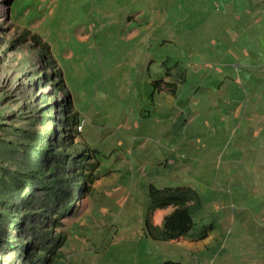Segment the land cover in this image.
<instances>
[{"label": "rangeland", "instance_id": "obj_1", "mask_svg": "<svg viewBox=\"0 0 264 264\" xmlns=\"http://www.w3.org/2000/svg\"><path fill=\"white\" fill-rule=\"evenodd\" d=\"M209 1L215 15L194 14L207 0H0V144H33L17 136L30 130L46 137L40 145L52 140L51 150H84L86 163L98 162L54 229L65 236L55 264H264V148L243 121L251 98L255 107L264 102V44L257 43L264 0ZM213 17L216 23L203 24ZM166 65H174L169 76ZM180 74L201 79L194 99L166 91L149 97L151 79L179 87ZM232 87L236 125L192 171L202 176L205 198L194 225L216 228L203 240L145 247L147 184L175 180L169 136L189 138L199 121L189 122L195 111L188 103L218 108L215 98ZM71 113L76 122L62 124ZM189 144L205 152L202 143ZM8 163L0 168H16Z\"/></svg>", "mask_w": 264, "mask_h": 264}, {"label": "trees", "instance_id": "obj_2", "mask_svg": "<svg viewBox=\"0 0 264 264\" xmlns=\"http://www.w3.org/2000/svg\"><path fill=\"white\" fill-rule=\"evenodd\" d=\"M31 39L43 52L50 53L49 46L37 34H32ZM173 66L166 65L164 76H169ZM182 74L179 82L184 80ZM149 84V97L159 91L176 92V83L163 77H155ZM76 120V113H71L61 122L74 124ZM17 134L21 140L25 138L34 143L21 145L16 139L0 144V162L16 167L8 171L0 168V264H55L65 236L55 233L54 229L71 211L73 200L86 189L84 183L95 178L98 162L86 163L84 150L75 156L64 154L57 146L51 150L47 145L52 146V140H47L46 146L40 145L46 137L30 130ZM84 167L89 171L83 175ZM146 196L143 228L148 239L159 242L186 237L203 240L216 228L212 221L198 228L194 225L193 217L202 207V195L189 184L155 186L149 182ZM168 207L172 209L162 217L160 225H156L154 212ZM158 264L186 263L170 258Z\"/></svg>", "mask_w": 264, "mask_h": 264}, {"label": "crops", "instance_id": "obj_3", "mask_svg": "<svg viewBox=\"0 0 264 264\" xmlns=\"http://www.w3.org/2000/svg\"><path fill=\"white\" fill-rule=\"evenodd\" d=\"M207 2L208 4L204 5L201 8V10L198 7H195L194 14H200L202 11V13L203 14L205 13V15H211V14L215 15L216 14L214 12L215 7L211 8L210 6L212 2H210L209 0H207ZM212 20L215 21V18L214 17L207 19L205 18V20H203V24L205 22H208L210 24ZM194 27L201 28L202 24L200 26L199 24H196L194 25ZM248 34H250L249 31ZM257 40H258L257 42L258 44H262V43L264 44L263 39L258 38ZM260 59H262V57H260ZM181 84L182 85H180L179 87L178 86L176 87L175 94H170V95L172 96L174 95L176 98H181L184 100L194 99V97L197 96L198 92L201 90V86H202L201 79L198 78V76H196L195 78L186 76V79H184ZM225 91H222L223 93L221 92L220 95L215 98V101H217V103L220 104V107L218 108L213 107L211 109L205 110L202 104L198 103L199 106L198 107L196 106L197 107L196 108L195 104H192L191 102L188 103L192 106V110L195 111L194 117L189 122L194 121V119L199 117L198 118L199 121H197V123L191 124L193 126L191 129V134L189 133L191 138L190 136L188 138V134L186 137L183 138L177 137V139H175V137L169 136L170 157H171L170 161H172V166H173V171L171 175H172V179H175L173 180L174 182L171 183H173L172 185L189 184L195 187L202 195L201 209L203 208L204 199H205L201 189L202 176L200 174L195 175L194 173H192V171L193 169L195 170L194 167L204 163L202 160L203 158H206L208 151L213 152L215 150L216 141L218 143L226 140L225 138H227L228 134L231 132L233 125L234 127L236 125V123H233V121L237 118V115L239 113L238 103L236 102L237 96L235 90L233 91V87H232L231 94H227V96L225 94ZM161 92L162 91H159L158 93L161 94ZM227 92L229 93L230 91ZM253 101L254 99L251 98L247 116L244 117L243 119V121L246 120L244 132L247 133L248 129L251 127L252 138L254 140L258 139V141H256L254 144H256V147L260 149L262 147L264 148V107H263L264 102H261V100L260 101L256 100L258 105H256L255 107ZM212 106H214V104H212ZM199 112L202 113L198 115ZM189 143H193V144L202 143V149L203 151H205L203 155L196 154L195 149H192ZM174 144H179L180 146ZM221 146L222 145H219L217 148H220ZM171 209H172L171 207H168L167 209L156 210L153 215V222L156 225H160L162 217L168 214V212ZM143 240L145 241L143 243L145 247L148 245L147 243L148 241H151L152 244L159 242V241H153L148 238H143ZM171 242H174V240H169V242H160V243L169 244Z\"/></svg>", "mask_w": 264, "mask_h": 264}]
</instances>
